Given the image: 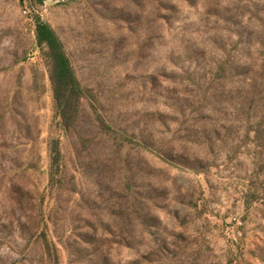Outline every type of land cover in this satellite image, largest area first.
<instances>
[{"label": "rangeland", "instance_id": "374dc122", "mask_svg": "<svg viewBox=\"0 0 264 264\" xmlns=\"http://www.w3.org/2000/svg\"><path fill=\"white\" fill-rule=\"evenodd\" d=\"M0 264H264V0H0Z\"/></svg>", "mask_w": 264, "mask_h": 264}, {"label": "trees", "instance_id": "16d2710c", "mask_svg": "<svg viewBox=\"0 0 264 264\" xmlns=\"http://www.w3.org/2000/svg\"><path fill=\"white\" fill-rule=\"evenodd\" d=\"M34 37L36 47L39 48L48 70L56 118L64 129H69L87 91L77 79L63 43L51 26L37 18ZM60 157L58 141H51L49 145L51 168L58 166Z\"/></svg>", "mask_w": 264, "mask_h": 264}]
</instances>
